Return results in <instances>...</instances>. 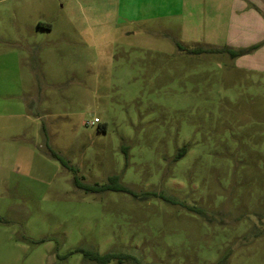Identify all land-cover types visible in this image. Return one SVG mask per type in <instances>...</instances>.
Here are the masks:
<instances>
[{
    "label": "rangeland",
    "instance_id": "obj_1",
    "mask_svg": "<svg viewBox=\"0 0 264 264\" xmlns=\"http://www.w3.org/2000/svg\"><path fill=\"white\" fill-rule=\"evenodd\" d=\"M170 12L0 0V264H264L259 53Z\"/></svg>",
    "mask_w": 264,
    "mask_h": 264
},
{
    "label": "crops",
    "instance_id": "obj_2",
    "mask_svg": "<svg viewBox=\"0 0 264 264\" xmlns=\"http://www.w3.org/2000/svg\"><path fill=\"white\" fill-rule=\"evenodd\" d=\"M173 6L180 10L172 14ZM166 8L172 17L181 16L184 26L205 27L207 48L252 47L248 51L259 53L258 65L252 68L264 70V0H166ZM217 37L219 42L213 40Z\"/></svg>",
    "mask_w": 264,
    "mask_h": 264
},
{
    "label": "trees",
    "instance_id": "obj_3",
    "mask_svg": "<svg viewBox=\"0 0 264 264\" xmlns=\"http://www.w3.org/2000/svg\"><path fill=\"white\" fill-rule=\"evenodd\" d=\"M180 48L182 50H187L189 53H225V52H230L232 56L236 55L237 52L235 50H231L229 48H217V47H197V48H193V49H186L185 47H183L182 45H180ZM101 123V122H100ZM101 129H105V126L102 125ZM65 165H68L67 162L62 159L60 156L56 155ZM112 180H114L113 178H111ZM76 185L80 188L86 189L90 192H96V191H102L106 188H108V190H117V191H125L126 193H132V190H130L129 188H127L126 186L123 185H104V186H99L97 185H90V184H84L82 183L79 179H76L75 181ZM90 257L92 259L95 260H99L100 263L102 264H107L109 262H111V260L113 258H115V254L109 253V254H98V253H93L90 255Z\"/></svg>",
    "mask_w": 264,
    "mask_h": 264
},
{
    "label": "built area",
    "instance_id": "obj_4",
    "mask_svg": "<svg viewBox=\"0 0 264 264\" xmlns=\"http://www.w3.org/2000/svg\"><path fill=\"white\" fill-rule=\"evenodd\" d=\"M102 120L100 117H95V119L92 121V124L100 123Z\"/></svg>",
    "mask_w": 264,
    "mask_h": 264
}]
</instances>
